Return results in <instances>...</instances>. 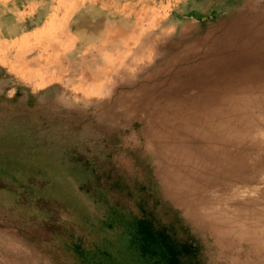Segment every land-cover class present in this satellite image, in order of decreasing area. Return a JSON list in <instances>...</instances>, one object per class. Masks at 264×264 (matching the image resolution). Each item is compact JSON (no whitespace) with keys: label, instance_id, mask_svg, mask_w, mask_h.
<instances>
[{"label":"rangeland","instance_id":"374dc122","mask_svg":"<svg viewBox=\"0 0 264 264\" xmlns=\"http://www.w3.org/2000/svg\"><path fill=\"white\" fill-rule=\"evenodd\" d=\"M197 2L213 0H24L12 13L0 11V30L18 25L14 36L0 34L1 264H198L196 249L177 233L175 212L165 209L172 205L127 147L139 124L124 129L97 115L124 81L81 76L79 66L66 65L101 43L86 33L83 44L70 30L80 16L134 25L113 50L103 48L108 57L100 67L109 69L162 26L172 35L183 24L206 26L227 14L198 12ZM32 56L46 66L61 61L65 71L45 68L33 77L37 68L25 63Z\"/></svg>","mask_w":264,"mask_h":264},{"label":"bare ground","instance_id":"6f19581e","mask_svg":"<svg viewBox=\"0 0 264 264\" xmlns=\"http://www.w3.org/2000/svg\"><path fill=\"white\" fill-rule=\"evenodd\" d=\"M23 2L14 0L0 11L12 13ZM226 2H197L198 12L227 14L206 26L183 24L172 35L162 26L137 49L118 51L120 60L109 69L100 67L108 57L103 48L113 50L134 25L80 16L70 21V30L82 35L83 44L86 33L101 43L66 65L79 66L81 76L108 73L124 81L113 88L114 102L97 115L124 129L139 124L127 147L172 205L165 209L175 212L176 232L196 249L198 264H264V0ZM17 30L18 25H6L0 34L12 37ZM145 53L152 55L151 65ZM25 63L37 68L33 77L45 68L65 71L58 60L55 67L40 57ZM117 107L122 110H113Z\"/></svg>","mask_w":264,"mask_h":264},{"label":"trees","instance_id":"16d2710c","mask_svg":"<svg viewBox=\"0 0 264 264\" xmlns=\"http://www.w3.org/2000/svg\"><path fill=\"white\" fill-rule=\"evenodd\" d=\"M142 244H143V240H142V242L140 244V250L144 251V246Z\"/></svg>","mask_w":264,"mask_h":264}]
</instances>
